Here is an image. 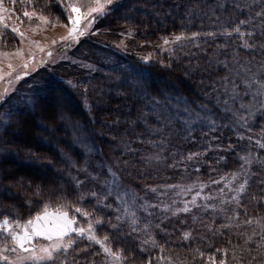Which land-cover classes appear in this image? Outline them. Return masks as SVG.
<instances>
[{
    "label": "trees",
    "instance_id": "16d2710c",
    "mask_svg": "<svg viewBox=\"0 0 264 264\" xmlns=\"http://www.w3.org/2000/svg\"><path fill=\"white\" fill-rule=\"evenodd\" d=\"M0 3L17 18L26 7L64 18L58 0ZM261 12L264 0L119 1L101 28L104 21L130 27L141 49L171 36L182 42L150 62L126 54L81 88L55 80L11 111L0 127V219L24 222L46 204L64 205L77 227L91 221L97 238L123 253L121 264H211L212 256L248 264L264 252L257 248L264 243ZM237 26L252 47H244ZM4 32L2 43L13 39ZM250 95L255 105L243 109ZM233 173L247 180L240 206L222 186ZM186 204L189 212L177 211ZM71 238V248L43 264H112L86 236Z\"/></svg>",
    "mask_w": 264,
    "mask_h": 264
},
{
    "label": "rangeland",
    "instance_id": "374dc122",
    "mask_svg": "<svg viewBox=\"0 0 264 264\" xmlns=\"http://www.w3.org/2000/svg\"><path fill=\"white\" fill-rule=\"evenodd\" d=\"M119 1L121 0H116L113 5L109 6V9ZM58 2L64 12L63 19H52L38 8L26 7L22 10V12L27 11L36 14L30 20L26 17L23 18L22 15L21 18L25 19L24 21L14 16V14L12 15L10 9L0 12V17L3 18V22L0 23V33L4 35L5 30L11 31V28L16 27L19 32L24 34L22 38L18 33L11 31L14 34L13 39H4L5 46L0 41V76H3V79H0V93L4 94V99L0 100V127L11 111L18 110L23 106L22 101L29 102V99L25 100L28 96L41 90L44 86L52 84L55 80L81 88V85L99 68H116L122 64L123 57L126 54H132L134 58L143 62H150L164 54L171 53L182 42L181 40L176 41L175 36H171L167 38L169 40L168 44L161 41L148 49H141L140 44L135 41L134 30L128 26L111 25L106 21L103 22L105 27L101 28V21L99 22V20L102 16L97 14H93L97 18L90 27L87 26V20L81 21V30L85 31V35L62 40V37L68 35V27L71 26L67 16L75 15L68 6L75 3L82 11L86 12L90 6L95 5L90 0H58ZM41 16L47 17L49 22L45 23L41 20L39 18ZM3 24H7L8 28L5 29ZM239 40L242 44H245L248 40L246 33H243L242 36L239 34ZM33 41L38 42L39 47L37 44L32 43ZM41 48L44 50L41 51ZM17 49L22 51V56L16 55ZM49 51L51 55H48ZM4 53L8 55H4ZM145 57H148V59L145 60ZM25 61L28 62L26 69L22 67ZM9 64L12 65L11 68H9ZM25 72H27V75H24ZM8 73L10 75H6ZM17 75L21 77L19 80L15 78ZM5 89L8 90L6 93ZM241 96H244V94H241ZM253 100V96L251 99L241 100L242 108L246 110L252 108L255 105ZM61 108L60 106L59 109ZM198 117H200V114H196L192 119H199ZM255 140H258V136L253 137V141ZM242 183H244V180L240 182L237 178L229 177L228 180L222 183V186L228 189L227 193L225 191V197L227 198V195L229 198L235 196V189ZM194 197L196 200L197 195L195 194ZM224 198L219 203H225ZM44 206L38 213L43 212ZM49 206L50 212L56 211L57 208ZM62 210L67 211L66 209ZM69 216L74 217L70 214ZM11 221L15 222V220ZM73 227H77L76 224H73ZM87 227L84 226L85 229ZM67 239L68 237H65V240ZM5 243L11 246V241L6 236L0 235V249H3ZM33 243L46 245L50 241L43 237H37ZM20 254L27 255V253ZM3 255L8 256L9 260L7 262L0 260V264H12L18 253L4 249ZM25 264H32V262L25 261Z\"/></svg>",
    "mask_w": 264,
    "mask_h": 264
},
{
    "label": "snow or ice",
    "instance_id": "6c2138e0",
    "mask_svg": "<svg viewBox=\"0 0 264 264\" xmlns=\"http://www.w3.org/2000/svg\"><path fill=\"white\" fill-rule=\"evenodd\" d=\"M13 4L16 3V0H12ZM30 2V0H29ZM91 3H93L95 6H90L86 12L82 11L77 4L73 3L70 4L68 7L71 8L72 13H75V15H68L67 19L70 23V27H68V35L65 37H62V40H67L70 38H75L77 36H83L85 35V31L81 30V21L87 20V26H91L92 23L95 22V19L98 16H103L106 11L109 10V6L113 5L116 0H90ZM7 11V9L3 8V4L0 3V12ZM36 15L35 13H29L27 11L23 12V17L28 18L29 20L32 18V16ZM257 15H264V12L257 13ZM41 20H43L45 23H48L47 17H39ZM3 22V18L0 17V23ZM241 24L246 23V21H240ZM3 27L5 29L8 28L7 24H3ZM11 31L13 33H18L20 37L23 38L24 34L22 32H19V29L16 27L11 28ZM235 32L240 33V28L237 26L234 29ZM229 34L230 33H226ZM241 36L243 33H240ZM0 35H3L0 33ZM196 35V34H193ZM174 39L176 41H179L182 39L181 36H175ZM32 43L37 44L39 47L38 42L33 41ZM55 43V41H53ZM164 43L168 44L169 40L167 38H164ZM245 48H250L252 45H249L247 43L244 44ZM264 47V46H262ZM41 51L44 49L41 48ZM4 55H8L7 53H4ZM16 55L22 56L23 53L21 50L17 49ZM48 55H51V52L49 51ZM34 59V57H33ZM145 60L148 59V57L144 58ZM9 68L12 67L11 64L8 65ZM25 69L28 67V62L25 61L22 65ZM10 75V73L6 74ZM24 75H27V72L24 73ZM17 80H19L21 77L17 75L15 77ZM0 79H3V76H0ZM8 90L5 89V93ZM4 99V94L0 93V100ZM262 148H264V144L260 145ZM197 155V154H192ZM191 158V156L189 157ZM246 162L250 163V161L247 160V158H242ZM233 179L236 178V174H232ZM221 179H224V177H221ZM212 183H219V181H212ZM246 185L247 180L240 184L236 191V195L232 197V200L235 201L237 206H240V194L244 193L246 191ZM175 187V186H170ZM201 187H205L202 185ZM152 191H156V189H151ZM221 192H223V189H221ZM197 196L200 195L199 192L196 193ZM205 199H211V197H205ZM255 199V198H254ZM193 203L195 202V197L193 198ZM49 205H45L43 208L42 213H38L34 217L28 219L27 221H24L21 223L19 220L13 222L8 217H4L3 219H0V235L6 236L11 241V246H9L7 243L4 244L3 249H0V260H3L7 262L9 260V257L6 255H3L4 249H9L12 252H17V258L15 261L12 262V264H25V261H31L32 264H43L45 261H52L55 259L54 253H57L61 251L62 249L64 251H67L69 248H71L76 241L71 238L72 233H76L77 236L85 237L88 241L98 244L101 246L102 251L107 254V256L112 258V264H121V262L125 259L123 257L122 252H115L112 250L111 247H109L106 244L107 237H105L103 240L97 238L95 234V230L93 227L92 222L90 221L88 223L87 229L83 227H73V224L76 223L75 217H70L69 213L67 211L62 210L65 206L61 205L59 206L55 212L49 211ZM205 207H209V205H205ZM211 207H215V205H211ZM177 211L180 212H189L190 208L187 207V204L185 207L178 209ZM75 212L81 213V215L87 216L89 215L87 212H81L80 208H76ZM175 214V213H174ZM237 215H239L237 213ZM119 219V218H118ZM96 223H101L100 221H97ZM245 224H252L253 221L251 219H248L244 221ZM222 227H231L230 224L222 225ZM211 230V229H209ZM219 232V229L216 230ZM190 233H184V239L187 240L190 237ZM255 235V233H253ZM37 237H43L47 241H50L49 244L46 245H37L33 243L34 239ZM65 237H68L67 240H65ZM252 240V236H248L245 240V244L247 245ZM262 242H264V235L261 236ZM145 243H148V241H145ZM153 243H155L153 241ZM260 247H264V243H261L257 246L259 249ZM87 249H81V251H86ZM246 251L250 250L245 249ZM197 252H199V249H196ZM217 252H226L227 250L224 249H217ZM20 253H27V255H21ZM99 254V253H97ZM201 256H203V253H199ZM237 264H242V258L240 257H233ZM211 261V264H227V261L224 259H220L218 262L216 261L215 257H209L208 258ZM264 264V252L257 251L256 257H251V259L248 260V264ZM148 264H151V260L148 261Z\"/></svg>",
    "mask_w": 264,
    "mask_h": 264
}]
</instances>
